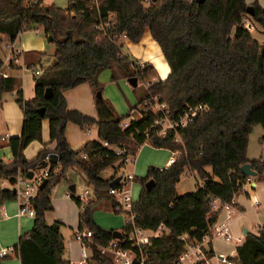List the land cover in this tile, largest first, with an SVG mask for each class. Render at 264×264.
<instances>
[{"label":"trees","instance_id":"1","mask_svg":"<svg viewBox=\"0 0 264 264\" xmlns=\"http://www.w3.org/2000/svg\"><path fill=\"white\" fill-rule=\"evenodd\" d=\"M25 1L0 0V43L2 35L13 42L20 33L39 28L46 38L52 37L55 47L50 66L34 77L33 99H24L22 90L16 91V104L23 114L22 128L18 137L9 138L5 144L12 161H0V205L17 199L11 189L2 188V181L18 175L27 177L43 155H54L47 166V183L31 202L35 213L32 229L19 237L13 253L21 264H67L62 258L60 230L46 222L45 212L53 208L52 188L72 167L85 176L92 190L87 202L71 196L78 208V231L92 234L87 261L115 264L110 254H102L99 249L113 240L112 231L103 230L93 219L99 203L111 197L109 183L115 179H102L100 174L107 168L121 167L127 156H134L146 143L178 155L167 168L149 167L145 177H133L141 186L131 206L133 222L145 231H154L159 225L165 231L139 245L125 240L123 233L120 247L137 255L141 251L145 264H176L184 251L180 237L186 234L200 240L209 233L219 213L215 201L232 206L233 196L245 180L254 178L241 173L240 166L248 163L246 150L253 127H264V44L252 38L241 26V19L251 6V18L264 29V9L257 0L251 4L245 0H98L99 11L92 13L89 0H68L64 9L45 6L42 0L25 6ZM109 14L113 18L107 20L111 25L106 32L96 30L94 26L105 23ZM145 30L157 42L169 66L166 79L150 83L144 97L123 116L103 96L94 98L96 119L67 109L63 92L82 83L94 93L100 91L97 76L104 69L112 71V80L119 71L126 78L136 77L142 86L158 78L152 65L134 61L122 52L121 34L137 43ZM2 71L0 61V97L18 87V81L11 76L4 78ZM47 88L52 93L49 99L44 98ZM152 96L165 103L173 117L188 105L203 104L209 110L180 129L181 141L175 142V133L159 135L152 127L158 115L145 104ZM40 108H44L43 117L38 113ZM44 120L48 123L49 143L55 146L52 150L43 148L29 161L23 152L32 142L42 141ZM67 123L82 128L94 124L97 138L73 151L65 139ZM114 147L123 148L125 154L118 156ZM249 163L258 178L264 175V161ZM186 170L192 171L203 186L198 184L195 191L179 195L176 185ZM149 180L153 186L147 189ZM116 206L113 203L118 212ZM207 253L212 255L211 250ZM236 259L237 264H264V228L245 235L236 249Z\"/></svg>","mask_w":264,"mask_h":264},{"label":"crops","instance_id":"2","mask_svg":"<svg viewBox=\"0 0 264 264\" xmlns=\"http://www.w3.org/2000/svg\"><path fill=\"white\" fill-rule=\"evenodd\" d=\"M42 1L43 5L45 6L53 5L52 3L46 4L44 0ZM245 1L247 4L254 2V0ZM257 3L261 8L264 9V2L262 0H257ZM38 30L40 34L41 30ZM258 31L264 34V29L259 28ZM24 32L16 38L19 40L18 42L21 48L15 50L13 46V49L19 52L16 55L17 61L11 64V55L8 50V56L6 57L7 63H3V66L6 65L9 67L8 70L5 71L7 76H11L13 78H15V72H18V69H30L33 76H35L36 70L41 73L44 68L50 66L42 65V60L46 55V52L44 51L45 41L41 39L39 34H24ZM4 38H6L7 44L12 43L14 45L16 41L15 39L13 42H10L5 35H2V40ZM252 38H254L258 43L264 44V40L261 41L254 36H252ZM122 44L123 54L127 55L134 61L148 63L154 67L158 76L157 79H154L155 82L166 79L170 72L169 66L161 52L159 45L151 37L148 30H145L139 42L133 43L129 40H124L122 41ZM52 54L53 52L51 55ZM15 67L17 68L14 69ZM165 69H167V72L165 75H163ZM116 73L117 77L119 76V78L123 80L121 83L123 82L122 84L128 87L127 96L124 98L119 94L117 87L114 84H111L112 71L110 69L102 70L98 74L97 80L101 85V90L104 93L102 96L111 102L115 112L119 116H123L130 107L137 105L139 99L144 97L145 93L142 95L135 94L134 88L131 87L127 82L129 78H126L119 71ZM112 81L114 82V80ZM132 88L133 90H131ZM19 89L22 90L23 93L22 86H18L17 89H14L11 93V99L15 97L14 94H16V91ZM113 91L118 92V95ZM4 95L2 94L0 97V113L3 120L2 123L0 122V150H2L0 161L5 164H9L12 161V154L10 149L6 147L5 144L9 138L18 137L20 135L23 114L16 104V99L7 101L4 99ZM63 95L66 101L67 109L78 111L94 119L97 118V111L94 101L95 96L93 95V92L87 83H82L74 88L65 90ZM33 97L34 78L33 96L31 98ZM90 126H95L96 128V125L94 124L88 125L85 128H82L74 123H68L66 125L64 134L70 149L73 151L79 150L87 141L94 140L88 138L85 134L86 129H88ZM87 131H89V129ZM41 132L43 142L47 143L49 133L48 123L45 121L42 122ZM54 146V142L44 147L38 141H34L29 144V146H27L23 153L27 160L32 161L38 156L39 152L43 148L52 150ZM110 148L113 149L112 147ZM170 153L171 151L167 149L154 148L145 143L139 147L136 154L134 155L133 161L130 163L132 166L131 173L118 175L117 172L113 170L112 173L108 174L107 176H103L102 172L100 177L102 179H110L113 176L115 178L118 176L124 178L127 175L139 178L145 177L149 167H164ZM246 159L248 162L258 160L264 161V127L260 125H255L249 135ZM125 165L126 163H124L118 169H123ZM114 166L117 167L118 163H116ZM3 182L4 181L1 182L2 188H7L4 187ZM79 182L85 188L82 194L75 195L76 191L78 190V186L74 182L70 181L68 182V193L66 195L61 198H55L53 194L51 195L50 199L53 208L45 212V220L49 225L53 223L58 224V228L64 242L62 258L67 264H89L87 261L88 258L86 260L82 259V248L74 239L75 233L78 231V208L71 196L79 197L83 195L85 191H87L89 194L88 198L90 199L92 196V190L87 185L86 178L82 173L79 177ZM70 186L74 187V191L69 189ZM140 190L141 186L133 181H130L125 186V191H127L129 194L132 203L137 201ZM195 190L196 189L193 191ZM120 199L121 198L119 196H111L109 199H103L94 210L93 219L95 223L103 230L112 232L118 231L122 235L125 230V215L123 213L115 212L113 207V203H117L120 201ZM231 207L232 210L230 212V219L228 220V223L232 236L245 237V235L248 233L257 234L261 228H264V175L259 178L257 176L254 177L249 184H243L242 188L233 196ZM18 209L19 204L17 200H6L0 205V249L6 248L11 251L9 255L0 260V264H21L17 255L13 253V248L17 245L19 237L32 229L34 218L19 216ZM225 216L226 212L221 210L218 213L217 219L223 220ZM146 233H149V231ZM210 248L213 255L223 254L230 256V258L233 259L236 256L237 245L234 243L227 244L219 238H214L210 242ZM86 255L87 257L90 256L88 249L86 250ZM82 260L83 262L80 263Z\"/></svg>","mask_w":264,"mask_h":264},{"label":"built area","instance_id":"3","mask_svg":"<svg viewBox=\"0 0 264 264\" xmlns=\"http://www.w3.org/2000/svg\"><path fill=\"white\" fill-rule=\"evenodd\" d=\"M91 3L90 11L92 13L99 11L98 7V0H89ZM145 2H148V0H144ZM191 1V0H189ZM32 2H35V0H26L24 5L28 6ZM113 16L109 14L107 16V19L105 23L99 22L97 25L94 26L96 30L106 32V30L110 27V22H108V19H112ZM241 26L246 29L247 31H254L258 30V25L256 22L253 21L251 16L247 13L242 17L241 19ZM35 34H39L38 29L33 30ZM127 40V36L125 34L120 35V42ZM113 41V40H112ZM119 42V41H118ZM114 42V43H118ZM119 42V43H120ZM7 48L10 51L11 54V64L15 63L17 61L16 55L19 53L18 51H15L13 49V46L11 43L7 44ZM36 75H39L40 72L38 70L35 71ZM1 75L6 78L8 77L5 71L1 72ZM150 83L146 82L145 88L148 89ZM147 105L150 106L152 111L156 113L158 116L155 119L152 127L156 128L159 135H165L168 132L175 133V142H180V136L178 135V131L182 128H185L189 123L192 122L194 117L198 114L205 113L209 110V107L207 105L203 104H197V105H188L183 112L173 117L170 110L168 109L167 105L161 101H159V98L157 96L151 97L147 102ZM105 146H107V143H104ZM115 153L118 156H122L125 154V150L123 148L114 147ZM54 155L53 152H47L45 160L49 164V160L51 156ZM178 155L177 152L170 153L166 165L160 169L169 167L175 162L176 156ZM83 158H86V155H83ZM127 162L133 161V156L129 155L125 159ZM185 175L194 177L193 172L190 170H186L184 172ZM48 176V170L47 167L45 169L36 170L33 172V176L31 179H28L27 177H21L18 175L16 177L15 187H16V194H17V202L19 204L18 209V215L19 216H25L29 218H34L35 213L31 206V202L36 197L38 192V187L42 183L44 179H46ZM133 181V176L127 175L124 178L121 177V180L118 183V186L113 189H109V195L111 196H119L121 199L117 202L116 209L123 211V214L125 215V228L128 226V229L124 230V237L125 240L132 241L135 244L139 245L140 242L146 238L150 237H157L160 236L164 231L165 227L163 225H159L156 230L149 231V234H147L145 230H142L135 226L133 222V213L131 212V206L132 201L129 197V194L127 191H125V186L130 182ZM251 182L250 178H247L245 180V184H249ZM199 186H203L202 182H198ZM88 192L85 191L83 195L79 196L81 201L87 202ZM215 210L216 211H225L226 216L223 220L217 219L216 222L211 226L210 232L203 235V237L200 240H195L190 238L188 235L183 234L180 237V240L184 244V251L179 256V258L176 261V264H237L236 256L235 258H230V256L227 255H209L207 252L211 250L210 248V242L214 238L222 239L227 244H236L237 247L242 245L244 241V237H234L231 235L229 230V223L228 220L230 219V212L232 210L231 203H222L219 200L215 201ZM91 232L90 231H77L75 233L74 239L75 241L81 246V253H82V259L86 260V250H87V244L91 241ZM120 241L117 239H113L110 241L106 246H101L100 252L102 254H110L112 256V259L115 264H134L137 262V264H145V256L141 253L140 255H137L132 250H124L120 247ZM11 251L2 248L0 249V258L7 256ZM83 260L80 262L82 263Z\"/></svg>","mask_w":264,"mask_h":264},{"label":"rangeland","instance_id":"4","mask_svg":"<svg viewBox=\"0 0 264 264\" xmlns=\"http://www.w3.org/2000/svg\"><path fill=\"white\" fill-rule=\"evenodd\" d=\"M262 1L264 2V0H262ZM44 2L46 4L52 3L56 7L58 6V7L62 8V9L66 8L67 4H68V0H44ZM257 27H258V29L261 28L259 25ZM33 30L34 29L28 30V31L24 32V34H28V33H33L34 34ZM249 32H250V34L252 36L258 38L259 40H261V41L264 40V34L259 32L258 30L249 31ZM39 36L41 37V39H43L45 41V50L44 51L46 52V55H45V57L42 60V65L43 66H48V65H50L52 63V55H51V53L53 52L55 46H54V43H52V42L49 43L47 41V38L44 36L42 31L40 32ZM18 41L19 40L16 39L14 45L11 43L12 46H14L15 50L21 48V46H20ZM6 45H7V40H6V38H4L1 41V43H0V61L2 62V70H4V71L8 70V68H9L6 65L3 66V63L4 64L7 63L6 57L8 56V49L6 48ZM139 63H142V62H139ZM16 68L17 67H15L14 69H16ZM166 70L167 69H165V71L163 72V75H165V73L167 72ZM14 77L18 80L17 86H22V88H23L24 99H30L33 96V78L35 77V76H33V74L30 71V69H27V68H22L21 70L18 69V72H15V76ZM121 81H123V80L120 79L119 76H118L114 80V82L111 80V84H114L117 87V89L119 91V94L124 98L125 96H127V88L128 87L123 85L122 84L123 82L121 83ZM146 82H155V81L154 80L145 81V84L143 86H142V84H139V82H138L137 89L134 90V93L142 95L146 91V88L143 89V87L146 86ZM116 83H117L118 86L116 85ZM131 90H133V88ZM100 91H101V95H104L103 91L102 90H100ZM12 92L13 91L4 92L3 95L6 93L4 95V99H6L7 101H11V100L16 99V94H14L15 97L13 99H11L10 95H11ZM113 92L118 95V92H116V91H113ZM96 94H97V92L96 93L93 92L94 96H96ZM31 99H33V98H31ZM44 121L47 122L46 120H44ZM0 122L1 123L3 122L1 113H0ZM88 129H89V131H87ZM88 129H86V131H85L86 136L88 138H90V139H96L97 136H96V128H95V126H90ZM0 140H1V136H0ZM48 142H49V138H48ZM48 142L44 143L43 139H42V141L39 142V143H41L44 147H46V146L50 145V143H48ZM74 151H76V150H74ZM0 152H1L0 153V155H1L2 154V150H0ZM133 159H134V156H133ZM130 163L131 162H127L125 167L123 169H121V170H119L118 168L115 169L117 174L118 175H122V174L131 173L132 172V166L130 165ZM112 171H113L112 168L105 169L103 171V176H107L108 174L112 173ZM80 175H81V173H80V171L77 168L76 169L72 168V167L67 168L66 174H65V179L61 180L59 183H57L52 188L51 195L53 194L55 198H61L64 195H66L68 193V189H67L68 182H70V181L74 182L78 186V190L76 191L75 195L82 194V192L85 190V188L79 182ZM198 182H199V179H197L195 177H191V176H187V175L182 174L180 176L179 182L176 185V191H177V193L179 195L190 193L191 191H193L194 189H196L198 187ZM135 183L139 184L137 182H135ZM3 184H4V187H7L9 189L12 188V186L7 181H4ZM147 234H149V233H147Z\"/></svg>","mask_w":264,"mask_h":264},{"label":"water","instance_id":"5","mask_svg":"<svg viewBox=\"0 0 264 264\" xmlns=\"http://www.w3.org/2000/svg\"><path fill=\"white\" fill-rule=\"evenodd\" d=\"M195 1H196V3H202L204 0H195ZM246 13L249 14L250 16H253V8H252L251 6H248V7L246 8ZM47 41H48V42H52V37L49 36V37L47 38ZM127 82L129 83V85H130L131 87H133V88L137 87L138 80H137L136 77H131V78H129ZM51 95H52V93H51V89H50V88H47V89L45 90V93H44V98H45V99H49V98L51 97ZM96 97H97V98H100V97H101V92H100V91L97 92ZM38 113H39V115H40L41 117H43L44 108H40V109L38 110ZM45 158H46V155H43V156L41 157V160H40L39 164H38L36 167L30 169V170L27 172V178H28V179H31V178H32L34 169L41 170V169H45V168L48 166V163H47V161L45 160ZM240 171H241V173H243L244 175H246V176H250V177H256V175H257L256 172L253 171V170L251 169V165H250L249 162H248V163H245V164H243V165H241V166H240ZM120 180H121V176L116 177L114 180H112V181L109 183V187L115 189V188L117 187V185H118V183H119ZM15 181H16V178H15V177L9 178V179L7 180V182L12 186L11 191H12V193H14V194L16 193V188L14 187ZM46 183H47V179H44V180L42 181V183L39 185L38 189H39V190L43 189V187L46 185ZM151 186H153V182H152L151 180H149V181L145 184V187H146L147 189H149ZM69 189H70L71 191H74V187H73V186H70ZM51 226L57 228V227H58V224H57V223H53V224H51ZM61 237H62V235H61ZM112 238H113V239H117V240H121V239H122V235H121L120 232H118V231H113V232H112Z\"/></svg>","mask_w":264,"mask_h":264},{"label":"bare ground","instance_id":"6","mask_svg":"<svg viewBox=\"0 0 264 264\" xmlns=\"http://www.w3.org/2000/svg\"><path fill=\"white\" fill-rule=\"evenodd\" d=\"M20 34H21V33H20ZM20 34H19V35H20ZM19 35H18V36H19ZM18 36H17V37H18ZM142 63H143V62H142ZM130 78H131V77H130ZM137 80H138V79H137ZM149 83H152V82H149ZM137 85H138V84H137ZM100 92H101V91H100ZM101 96H102V95H101ZM152 97H154V96H152ZM147 101H148V100H147ZM147 101H146V102H147ZM146 102H145V104H146ZM166 168H167V167H166ZM248 177H250V176H248ZM15 182H16V181H15ZM117 186H118V185H117ZM14 187H15V184H14ZM15 188H16V187H15ZM88 196H89V194H88ZM88 196L86 197V198H87V201H88ZM116 210H117V209H116ZM117 211L123 213V211H120V210H117ZM8 255H9V254H8ZM5 257H6V256H5ZM2 258H4V257H2ZM87 258H89V256H88Z\"/></svg>","mask_w":264,"mask_h":264}]
</instances>
